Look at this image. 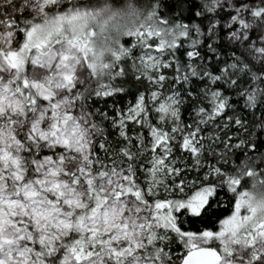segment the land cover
Masks as SVG:
<instances>
[{
    "label": "snow or ice",
    "instance_id": "1",
    "mask_svg": "<svg viewBox=\"0 0 264 264\" xmlns=\"http://www.w3.org/2000/svg\"><path fill=\"white\" fill-rule=\"evenodd\" d=\"M96 2L0 0V264H264V0H143L102 73Z\"/></svg>",
    "mask_w": 264,
    "mask_h": 264
},
{
    "label": "clouds",
    "instance_id": "2",
    "mask_svg": "<svg viewBox=\"0 0 264 264\" xmlns=\"http://www.w3.org/2000/svg\"><path fill=\"white\" fill-rule=\"evenodd\" d=\"M149 23L143 0H97L92 14L84 22V30L94 35L89 37L90 59L98 72L110 61L119 45L129 33ZM250 205L257 209V217L264 218V183L249 187Z\"/></svg>",
    "mask_w": 264,
    "mask_h": 264
},
{
    "label": "trees",
    "instance_id": "3",
    "mask_svg": "<svg viewBox=\"0 0 264 264\" xmlns=\"http://www.w3.org/2000/svg\"><path fill=\"white\" fill-rule=\"evenodd\" d=\"M131 39L134 40L135 38H131ZM153 40H154V38L150 39L149 42L152 43ZM127 46H131V45L128 44ZM202 52H203V50H202ZM205 55L210 56L211 53H205ZM214 63L215 62L213 61V64ZM129 65H130V62H129ZM164 74L172 75L173 74V70L172 69H167V70L164 71ZM124 79L126 81H128V83L123 85V86L129 87V86H131V82L134 80V76L129 75L128 77H125ZM118 86H119V84H118ZM146 86H147V81L144 82V85H142L139 90L140 91H144ZM166 88H168L170 90V88H171V82L170 81L166 84ZM177 88H179V86H177ZM145 94H147V92H145ZM132 95H135V93H132ZM116 100L118 101V104L116 106H121V107L127 102L126 97L124 96V94H117ZM90 103H93L94 107H100L102 110L109 111L110 115L113 114V109L108 107L109 105L113 104V98L112 97H107V98H104L103 100H97V99L94 98V101H90ZM241 107H242V104H241ZM190 112H191V107H190L189 104H185L184 106H182V108H181V118H182V120L184 121L185 124H188V123L192 122L191 121V117L189 115ZM246 112H247V110H243V111L239 112L238 114L240 116H245ZM231 114L232 113H228V115H231ZM192 115H194V113H192ZM154 116H155V114L150 115V119H152ZM246 119H251V117H246ZM154 122H155V120H154ZM209 131H211L212 135H214V136L219 135L222 140H227L228 136H232L233 137V141H231V142H235L237 140V138L240 135L243 134L242 130H238L234 124L231 126V129H228V130L222 129V122H221V127H219V128L213 129V126L210 125L207 129H205V131L203 133H201V135L207 136ZM145 134L147 135L146 130H145ZM109 138L111 139V136ZM178 140L182 142V137H178ZM209 143H211V141L205 140V144H209ZM213 147L215 148V150L217 152H220V151L223 150V144H221L219 142L214 144ZM174 151L176 152L177 155H179L180 149H179L178 146H177L176 149H174ZM214 162H215L214 158L210 157V156H207V154H206L205 163L207 164V163H214ZM188 163L189 164L192 163L191 159L188 160ZM229 195H231V194H229Z\"/></svg>",
    "mask_w": 264,
    "mask_h": 264
},
{
    "label": "rangeland",
    "instance_id": "4",
    "mask_svg": "<svg viewBox=\"0 0 264 264\" xmlns=\"http://www.w3.org/2000/svg\"><path fill=\"white\" fill-rule=\"evenodd\" d=\"M163 71H165V70H163ZM146 96L148 95V93L147 94H145ZM151 107V106H150ZM156 115V114H155ZM157 119H158V117H156ZM165 127V130H170V127H171V125L169 124V125H165L164 126ZM224 130H228V129H224Z\"/></svg>",
    "mask_w": 264,
    "mask_h": 264
}]
</instances>
